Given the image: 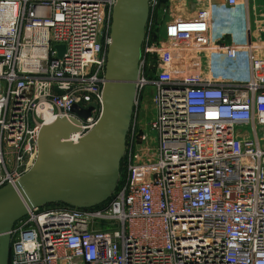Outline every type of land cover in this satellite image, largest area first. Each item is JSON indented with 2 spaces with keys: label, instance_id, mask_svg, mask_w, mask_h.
Returning <instances> with one entry per match:
<instances>
[{
  "label": "built area",
  "instance_id": "2783aa9c",
  "mask_svg": "<svg viewBox=\"0 0 264 264\" xmlns=\"http://www.w3.org/2000/svg\"><path fill=\"white\" fill-rule=\"evenodd\" d=\"M115 5L0 0V189L32 168L42 127L75 121L77 143L97 124ZM149 7L115 191L91 209L28 210L8 264H264V42L214 46L207 10L163 39L165 7ZM209 46L211 58L244 57L247 76L208 68Z\"/></svg>",
  "mask_w": 264,
  "mask_h": 264
},
{
  "label": "water",
  "instance_id": "95a60500",
  "mask_svg": "<svg viewBox=\"0 0 264 264\" xmlns=\"http://www.w3.org/2000/svg\"><path fill=\"white\" fill-rule=\"evenodd\" d=\"M150 0H116L112 13L111 39L105 67L102 106L95 127L77 143L69 139L78 128L75 121L58 118L42 127L37 139V156L32 168L16 184L0 189V264H8L9 232L28 210L50 204L91 209L104 204L116 189L129 131L135 82ZM58 58L64 47L55 46ZM92 107L71 112L90 116Z\"/></svg>",
  "mask_w": 264,
  "mask_h": 264
},
{
  "label": "crops",
  "instance_id": "0c3cea01",
  "mask_svg": "<svg viewBox=\"0 0 264 264\" xmlns=\"http://www.w3.org/2000/svg\"><path fill=\"white\" fill-rule=\"evenodd\" d=\"M224 0H166L163 4L164 16L160 27L161 38H166L170 25L179 27L193 23L201 10H207L211 17L210 32L216 42L214 46L242 47L250 39L264 42V0H239L236 8L226 7ZM179 22L175 26L174 23ZM186 24V25H185ZM211 46L203 47L206 66L212 64L216 74H222L229 79L247 76V62L244 57L238 60H228L224 56L211 58ZM257 56L264 58V46L259 49Z\"/></svg>",
  "mask_w": 264,
  "mask_h": 264
},
{
  "label": "rangeland",
  "instance_id": "374dc122",
  "mask_svg": "<svg viewBox=\"0 0 264 264\" xmlns=\"http://www.w3.org/2000/svg\"><path fill=\"white\" fill-rule=\"evenodd\" d=\"M146 95L149 97V99H151V96H152V87H147L145 89V91H144V99H145ZM147 104H148L147 107L150 110V108H151L150 103L148 102ZM148 121H150V118H147L146 119V122H148Z\"/></svg>",
  "mask_w": 264,
  "mask_h": 264
},
{
  "label": "trees",
  "instance_id": "16d2710c",
  "mask_svg": "<svg viewBox=\"0 0 264 264\" xmlns=\"http://www.w3.org/2000/svg\"><path fill=\"white\" fill-rule=\"evenodd\" d=\"M162 4H164L166 2V0H161ZM121 166V164H120ZM46 207H68L67 205H64V204H50V205H47Z\"/></svg>",
  "mask_w": 264,
  "mask_h": 264
},
{
  "label": "bare ground",
  "instance_id": "6f19581e",
  "mask_svg": "<svg viewBox=\"0 0 264 264\" xmlns=\"http://www.w3.org/2000/svg\"><path fill=\"white\" fill-rule=\"evenodd\" d=\"M148 105V104H147Z\"/></svg>",
  "mask_w": 264,
  "mask_h": 264
}]
</instances>
